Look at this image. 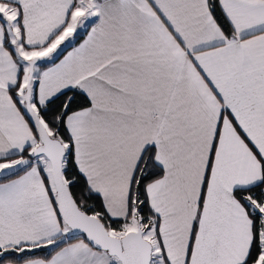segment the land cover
Here are the masks:
<instances>
[{
  "label": "snow or ice",
  "instance_id": "1",
  "mask_svg": "<svg viewBox=\"0 0 264 264\" xmlns=\"http://www.w3.org/2000/svg\"><path fill=\"white\" fill-rule=\"evenodd\" d=\"M0 264H264V0H0Z\"/></svg>",
  "mask_w": 264,
  "mask_h": 264
}]
</instances>
